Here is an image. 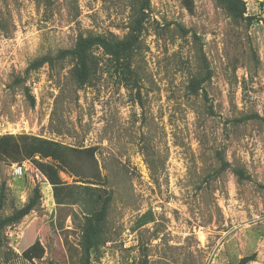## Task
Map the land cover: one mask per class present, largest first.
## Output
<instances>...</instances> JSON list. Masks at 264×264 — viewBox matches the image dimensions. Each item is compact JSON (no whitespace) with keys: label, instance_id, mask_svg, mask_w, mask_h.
<instances>
[{"label":"rangeland","instance_id":"obj_1","mask_svg":"<svg viewBox=\"0 0 264 264\" xmlns=\"http://www.w3.org/2000/svg\"><path fill=\"white\" fill-rule=\"evenodd\" d=\"M193 1L190 13L183 0H150L132 59L137 97L101 50L83 86L72 58L29 66L79 36L124 39L138 0H0V136L95 148L94 161L60 170L80 185L97 166V187L112 194L92 264H236L252 255L248 264H264V123L244 119H264V0H243L251 20L242 22L217 0ZM203 56L211 78L192 94L191 80L207 75ZM35 189L38 205L3 231L0 264H70L66 240L80 244L85 207L56 206L30 161H0L3 217Z\"/></svg>","mask_w":264,"mask_h":264},{"label":"trees","instance_id":"obj_2","mask_svg":"<svg viewBox=\"0 0 264 264\" xmlns=\"http://www.w3.org/2000/svg\"><path fill=\"white\" fill-rule=\"evenodd\" d=\"M138 1L140 2L139 17L135 20L134 25L130 28V31L124 39L119 40L113 36L104 35L79 36L72 48L59 51L55 57L44 56L35 60L31 63L29 69L35 71L45 64H52L54 61L72 58L75 62L72 70L73 78L77 85L83 86L88 83L92 75L96 72L99 66V58L95 54V51L101 50L104 55L111 59L115 69L122 74L121 78L124 81L125 87L135 92L136 96L139 97L138 76L132 68V59L141 38L150 0ZM217 2L224 7L227 14L234 21L242 22L251 20L246 16V5L243 0H217ZM183 4L190 13L193 12V0H183ZM203 63L207 70V75L202 79L194 78L191 80L189 91L192 94H198L200 91H203V84L211 78L209 65L204 56ZM204 98L207 99L205 92ZM244 119H256L264 123V119L258 115H249ZM94 153L95 148L78 150L52 141L26 135L16 136L6 134L0 136V161H8L10 164L16 163L18 165L24 161H30L52 187L56 206L62 207L66 204H81L85 207L86 213L79 246H75L72 243L69 244L66 240L67 255L70 264H92V252L101 245L105 233L112 194L110 191L97 187L100 186L99 182L102 180L97 166H90V173L82 174L86 181L80 185H67L61 179L60 170L67 171L66 169H69V160L74 165H78L74 162L75 159L78 162H82V159L94 161ZM55 162H58L59 165H56ZM228 167L229 164L222 161L221 168L227 169ZM238 175L242 178L245 177L241 171L238 172ZM3 198L4 195L1 194L0 248L3 245V231L29 215L38 205L41 194L39 189H35L34 196L25 206L15 210L11 215L6 217L1 215ZM254 260L255 255L246 256L236 264H248Z\"/></svg>","mask_w":264,"mask_h":264}]
</instances>
